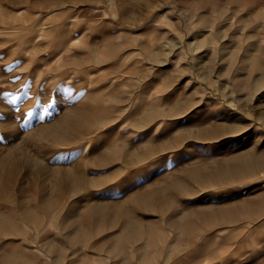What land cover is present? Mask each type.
Returning <instances> with one entry per match:
<instances>
[{
  "label": "rangeland",
  "instance_id": "obj_1",
  "mask_svg": "<svg viewBox=\"0 0 264 264\" xmlns=\"http://www.w3.org/2000/svg\"><path fill=\"white\" fill-rule=\"evenodd\" d=\"M4 156L0 264H264V0H0Z\"/></svg>",
  "mask_w": 264,
  "mask_h": 264
},
{
  "label": "bare ground",
  "instance_id": "obj_2",
  "mask_svg": "<svg viewBox=\"0 0 264 264\" xmlns=\"http://www.w3.org/2000/svg\"><path fill=\"white\" fill-rule=\"evenodd\" d=\"M82 110V109H81ZM67 122V120L66 119H62V121L57 125V126H55L56 127V129H59V128H61V127H63L64 126V124ZM78 128V127H77ZM77 132V131H76ZM74 135H75V133H74ZM197 135H199L201 138H207V137H209V136H216L217 135V129H210V130H203L202 132H198L197 133ZM240 158V157H239ZM8 158L7 157H2L1 159H0V172L2 171V170H5V169H7V164H8ZM262 160H260V159H258L257 160V162L258 163H260ZM238 165H240L241 166V168H239V169H237V170H235L233 173H232V176H236L241 170H243V169H246V170H250L251 168H252V165H249V164H242V163H240V161L239 162H236ZM234 166H237V165H234ZM54 205V201L53 200H50V201H47V202H44L43 204H42V209H44L43 211H44V213H46V210H50L51 208H52V206ZM23 213H25V212H23ZM26 214L28 215V213H27V211H26ZM24 215V216H26V219L28 218V216L27 215ZM3 224H7V225H13L14 224V222H11V220H9L8 218L6 219V217H4L2 214H0V229H1V226L3 225ZM11 225V226H12ZM15 226V225H14ZM12 228H14L13 226H12ZM11 228V229H12Z\"/></svg>",
  "mask_w": 264,
  "mask_h": 264
},
{
  "label": "snow or ice",
  "instance_id": "obj_3",
  "mask_svg": "<svg viewBox=\"0 0 264 264\" xmlns=\"http://www.w3.org/2000/svg\"><path fill=\"white\" fill-rule=\"evenodd\" d=\"M262 182H264V177H261Z\"/></svg>",
  "mask_w": 264,
  "mask_h": 264
}]
</instances>
